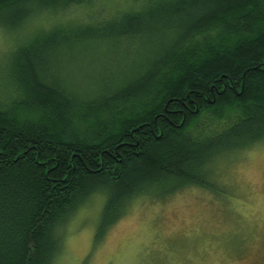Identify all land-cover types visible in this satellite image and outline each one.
I'll return each mask as SVG.
<instances>
[{"label": "trees", "instance_id": "16d2710c", "mask_svg": "<svg viewBox=\"0 0 264 264\" xmlns=\"http://www.w3.org/2000/svg\"><path fill=\"white\" fill-rule=\"evenodd\" d=\"M94 1L0 0V25L20 33L0 62V264H53L57 229L94 193L96 244L148 187L213 188L214 156L264 140V0H120L30 28ZM81 43L148 48L137 71L69 81L51 55Z\"/></svg>", "mask_w": 264, "mask_h": 264}, {"label": "rangeland", "instance_id": "374dc122", "mask_svg": "<svg viewBox=\"0 0 264 264\" xmlns=\"http://www.w3.org/2000/svg\"><path fill=\"white\" fill-rule=\"evenodd\" d=\"M120 6V0H95L44 9L29 25L93 19ZM12 30L0 25V62L7 65L20 35ZM147 48L141 43L139 52L134 46L128 54L123 47L81 43L51 57L63 78L91 82L101 72L112 79L137 71ZM207 168L215 187H148L126 202L96 244L106 195L94 193L57 229L63 248L53 264H264V140L221 152Z\"/></svg>", "mask_w": 264, "mask_h": 264}]
</instances>
